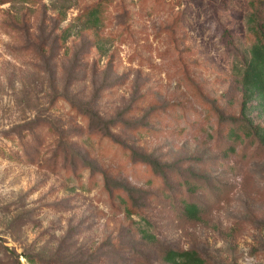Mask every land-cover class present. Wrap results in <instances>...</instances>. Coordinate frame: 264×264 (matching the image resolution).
<instances>
[{
  "label": "rangeland",
  "instance_id": "374dc122",
  "mask_svg": "<svg viewBox=\"0 0 264 264\" xmlns=\"http://www.w3.org/2000/svg\"><path fill=\"white\" fill-rule=\"evenodd\" d=\"M250 2L0 0V264H264Z\"/></svg>",
  "mask_w": 264,
  "mask_h": 264
},
{
  "label": "trees",
  "instance_id": "16d2710c",
  "mask_svg": "<svg viewBox=\"0 0 264 264\" xmlns=\"http://www.w3.org/2000/svg\"><path fill=\"white\" fill-rule=\"evenodd\" d=\"M251 12L247 16L248 32L256 38L252 45L249 54L241 60V84L243 89L244 101L242 103L241 115L248 128L247 136H254L258 139L261 145L264 146V126L255 125L250 113L252 103L257 102L253 107L259 112H264V0H251L249 3ZM99 9L95 8L89 13V18L86 21L85 29L98 28L102 23L99 16ZM66 12L63 8H59V16L61 19L66 17ZM72 37L70 27L66 28L60 39L67 41ZM235 72L238 70L234 67ZM146 160H149L146 158ZM185 214L189 219L199 220L200 211L195 204H186ZM141 233L147 240L152 241L154 238L146 230L142 229ZM164 262L167 264H206L205 260L195 251H175L168 250L164 254Z\"/></svg>",
  "mask_w": 264,
  "mask_h": 264
}]
</instances>
